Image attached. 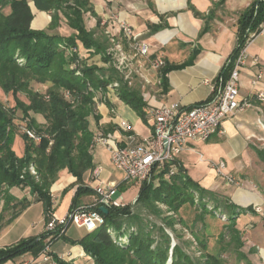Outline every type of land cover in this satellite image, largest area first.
<instances>
[{
	"label": "trees",
	"instance_id": "16d2710c",
	"mask_svg": "<svg viewBox=\"0 0 264 264\" xmlns=\"http://www.w3.org/2000/svg\"><path fill=\"white\" fill-rule=\"evenodd\" d=\"M32 4L40 12L51 15L47 29L32 28ZM5 9H8L7 13ZM89 12L96 15L89 0H0V88L7 94L12 93L16 101L12 109L5 108L0 102V203L4 202L0 221L5 212L11 213L7 222L2 223L1 230L11 225L32 205L27 196L19 198L14 190H28L38 197L44 205L47 224L54 213L51 188L61 171L67 170L77 179V196L92 191L83 185L84 175L95 168L91 148L94 133L89 121L96 112L95 91H105L108 85L119 81L117 92L120 99L142 119H146L147 104L143 102L140 88L129 86L113 65L106 69L82 60V66L78 65V69L71 66L78 64L80 59L73 49L82 47L91 55H101L104 64L110 62L106 53L110 39L104 32L96 35V32L87 29L85 15ZM64 20L75 31L69 36L58 32ZM263 23L264 0L253 4L240 18L238 47L231 56V62L222 71L225 81L231 75L234 58L246 42L248 31H258ZM181 67L183 65H166L162 69L163 79L171 70ZM78 70L81 75L77 74ZM32 81L49 84L47 93L43 95L33 91ZM22 93L27 94L29 104L19 99L18 95ZM66 93L70 94L71 99L66 98ZM16 110H21L23 118L28 119L27 127L41 136V141L36 142L27 134L22 135L25 143L23 157H19L13 149L18 134L14 122ZM31 112L43 115L46 123L43 125L31 118ZM170 166L167 164L157 175L156 169L153 170L151 180L141 183V194L134 206L127 204L111 208L109 214H103L106 219L104 225L70 243L81 246L94 264H168L172 238L166 228L176 231V224L188 227L181 218V211L190 205L198 206V210H201L197 219L202 221L204 227H207V215L216 216L218 211L225 214L229 220L225 226L228 231L220 234V242H224L229 235L230 241L224 242L225 247L231 248L234 244L242 248L244 244L237 229V217L240 213L254 210L237 208L231 200L202 188L181 166L167 180L165 175L170 173ZM31 168L36 174L32 173ZM156 180H159L158 186L154 184ZM160 204L167 206L168 210H163ZM209 204H212V210L208 208ZM222 207L224 210H221ZM75 208L74 203L70 211ZM150 217L162 221L165 226L158 225ZM132 228H135L133 232ZM112 232L116 234V240ZM193 234L202 252L200 258L194 259L178 244L173 249L172 264H226L220 251H209L207 240L199 233ZM124 235L128 236V243L119 244V238ZM48 236L49 233L44 232L0 248V264L28 252L38 257L47 244ZM53 257L58 264H68L57 256Z\"/></svg>",
	"mask_w": 264,
	"mask_h": 264
},
{
	"label": "crops",
	"instance_id": "0c3cea01",
	"mask_svg": "<svg viewBox=\"0 0 264 264\" xmlns=\"http://www.w3.org/2000/svg\"><path fill=\"white\" fill-rule=\"evenodd\" d=\"M89 1L96 15L90 12L85 15L88 30L96 32V35L103 32L106 34L109 31L128 47L127 39L120 26V23L124 21L132 27L134 34L141 35V41L150 46L147 60H142L144 66L141 72L151 79V84L145 85L137 75L133 82V85L140 88L143 102L147 104L146 119H142L127 103H124L118 92L116 93L118 97L112 98L107 103L96 102L94 99L96 112L89 118L94 137L101 135L112 144L126 146L153 135L154 106L179 103L185 108H190L212 98L215 87L225 82L222 71L238 47V29L242 14L253 4L262 0ZM33 7L32 28L47 29L52 20L51 15ZM99 21L101 23L98 24ZM58 32L69 36L75 31L64 20ZM111 48L110 42L106 50L107 55ZM248 53L249 60L241 69L239 98L249 99L252 106L243 113L226 118L222 122L221 132L214 134L210 140L189 141L186 150L178 157L177 163V167H183L187 175L198 182L202 188L214 192L223 199L231 200L237 208L241 209H254L257 206L264 208V100L257 98L259 92L264 93V34L255 39ZM158 57L163 58L168 66L183 65L167 73L165 78H162L161 85L157 84L156 73L150 65L151 61ZM254 58H259L258 64H255ZM94 59L97 60V58ZM103 67L107 69L112 66ZM259 72L262 73L263 78L261 83L254 87L253 78ZM124 122L129 125L128 129L123 127ZM13 146L16 154L23 157L25 143L22 136L16 135ZM95 149H92L94 165L102 168L103 175L106 172L105 167L110 165L114 167V165L110 154L105 152V146L101 145L98 154L95 153ZM221 162L225 165L223 174L236 176L242 181L241 186L226 184L224 175H220L216 169ZM119 171L122 170L119 169ZM91 173L92 171H89L84 175V187L91 188V180L88 179V177L91 178ZM122 173L126 175L124 171ZM156 173L159 174L158 170ZM109 178L102 182L115 183L118 189L128 182L121 181V178L111 176ZM76 180L67 170H63L52 186L55 218H63L70 212L74 203L77 208L93 203L95 188H91V192L77 196ZM30 208L31 206L13 224ZM221 210H224L223 207ZM236 222L241 237L252 241L251 243L257 248L256 250L247 243L240 249L236 247L234 251L238 253L241 264H264V215L256 212L240 213ZM9 226L0 231V248L19 241L17 239L11 243L1 244L4 235L10 233ZM249 228L251 229L247 230ZM31 229L29 228L22 236L30 238L39 236L43 232L41 230L32 233ZM72 239H66L65 235V239L55 242L52 246L53 255L64 261H72L73 264H94L93 259L79 245L71 243L73 247L66 255L59 250L60 241L80 240V238ZM36 259L38 257L33 254H26L20 259L22 262L17 264H32V261ZM45 263L54 264L52 261Z\"/></svg>",
	"mask_w": 264,
	"mask_h": 264
},
{
	"label": "built area",
	"instance_id": "2783aa9c",
	"mask_svg": "<svg viewBox=\"0 0 264 264\" xmlns=\"http://www.w3.org/2000/svg\"><path fill=\"white\" fill-rule=\"evenodd\" d=\"M120 26L124 37L127 39L128 47L107 31L106 34L112 44V48L108 52L110 62L104 64L101 55H91L82 47L79 50L77 48L73 49L74 53L80 55L78 64L75 63L73 68L78 69V65L82 66V60L87 61L89 65L97 64L102 67L113 65L123 75L124 81L129 86L133 85L135 75L139 76L145 85H150L151 79L141 72V68L144 66L142 60H147L150 46L141 41L140 34H134L129 24L123 21ZM262 34H264V24L261 25L258 31H248L246 42L241 47L237 57L234 58V68L229 79L223 82L221 86L215 87L210 100L190 108H185L179 103L154 106L152 110L154 132L150 138L143 139L140 142L134 141L126 146H119L110 143L107 138L100 135L94 137L91 148L94 149L99 145L105 146L111 156L112 164L115 168L125 172L127 181L143 183L147 179L151 180L153 170L163 171L167 164H171L169 176L174 175L178 170V157L186 150L189 141L210 140L214 134L221 132L222 122L226 118L243 113L252 106L249 99L241 100L239 98L241 69L246 66L249 60L248 50L250 46ZM94 58H97V60L91 62ZM254 62L258 64L259 58H254ZM150 65L156 73L157 84L161 85L163 80L162 69L166 66L165 60L158 57L151 61ZM77 74L81 75V71L78 70ZM262 78V73H257L252 81L253 86L257 87ZM119 87L120 82H113L108 85L105 91L102 89L95 91L94 99L96 102L107 103L112 98L118 97L116 93ZM257 98L263 101L264 93L259 92ZM122 125L126 129L129 128L126 122ZM24 133L36 142L41 141V136L28 127L24 129ZM224 168L223 162L216 167L220 175H224L222 172ZM31 170L33 174H36L34 168H31ZM102 172L101 167H95L92 170L91 179L99 180ZM224 177L228 183L237 184L235 177L231 175H224ZM117 195V184L101 181L95 188V199L90 205L75 208L63 218H55L54 213L51 214V219L45 230L46 233H49L46 240L47 244L40 254L44 255V261H52L54 264H58L52 255L53 239L60 240L66 235L72 224L78 228L86 229L88 232H93L106 223L100 207H106L110 210L111 208H120L127 205L123 202V197H117ZM258 210L261 211L260 208ZM112 234L116 240V234L114 232ZM128 239L127 235L120 237L119 244L128 243Z\"/></svg>",
	"mask_w": 264,
	"mask_h": 264
},
{
	"label": "rangeland",
	"instance_id": "374dc122",
	"mask_svg": "<svg viewBox=\"0 0 264 264\" xmlns=\"http://www.w3.org/2000/svg\"><path fill=\"white\" fill-rule=\"evenodd\" d=\"M32 7L34 6L33 4L31 5ZM34 8V7H33ZM35 10V9H34ZM8 12V9H5V13ZM22 61V60H20ZM19 61V62H20ZM96 60L94 59L91 62H95ZM71 66H74L71 65ZM49 84H41L38 83L36 81H32L31 82V88L33 91L41 93L43 95H45L48 91L49 88ZM19 99L22 100L23 102H25L26 104H29V98L27 96L26 93H22L18 95ZM66 98L71 99V96H68V93H66ZM0 102L4 105L5 108L7 109H12L15 107L16 105V101L15 98L13 96L12 93H5L1 88H0ZM31 118H35L40 124H45L46 120L44 118L43 115L40 114H35L33 112H31L30 115ZM16 126H17V131L18 134L20 136H22L24 134V129L27 128L28 126V119L27 118H23V113L21 110H16L15 111V120H14ZM101 147V145L96 146L95 148V153L98 154V150ZM14 149V146H13ZM105 152L108 153L106 147H105ZM110 156V155H109ZM106 172L103 173V175L101 176V178L99 180H92L91 178L88 177V179H90V185L91 188L94 189L96 188V186L99 184V182L106 181L109 180V176L111 177H115V178H121V181H125L126 180V175H123L124 173H122V171H119V169H115L113 166H109V167H105ZM158 173H155V175H157ZM237 180V184L234 183H226L228 185H233V186H238V185H242V181L236 177ZM165 178L167 180L170 179L169 174L165 175ZM89 181V180H88ZM142 182H135V181H128L127 183H125L122 187H120L118 189V195L117 197H123V202L125 204H132V206H134V202L135 200L140 196L141 194V184ZM159 180H156L154 182V184L156 186H158L159 184ZM240 185V186H241ZM14 194H16L19 198H23L24 196H27L31 201H32V205L30 210L23 216L21 217L18 221H16L13 225L11 224L10 227V233H8V235H4L5 237H3L1 244H7V243H11L14 242L15 240H22V239H26L25 237H23L22 235H24L26 233V231L29 230V228H32L31 231L32 233L35 232H40L41 230H43V232L41 234H43L47 228V217L45 214V208L43 203L39 202V199L37 196H33L28 190L25 191H18V190H14L13 191ZM198 200V198L196 197V201ZM134 203V204H133ZM3 204L4 202L2 201L0 203V213L2 211L3 208ZM163 210L167 211L168 208L167 206H165L164 204H160L159 205ZM209 209H213L212 204L208 205ZM261 209V211H259L258 209ZM198 206H190L187 205L183 208V211H181V218H183V220L186 221V224H188V227H184L181 224H176L175 225V229L176 231H173L171 228H166V231L168 232V234L170 235L171 239V251H170V260L168 261V264H172V254H173V249L176 245L180 244V246L184 249V251L188 254H190L194 259H199L200 255H202V252L200 251L199 245L194 237L193 232L195 233H199V235H201L202 237H204L207 240L208 243V249L209 251L213 252V251H220L221 256L224 260H226V264H241V260L240 258H238V253L235 250L236 246L233 244V247H225V243L226 241H230L229 235H227V237H225L224 242H220V234L224 233L225 231L227 232V226L229 224V220L228 217H225V214H221L220 211H218L216 213V216L213 215H207L206 219H205V224L207 225V227H204V224L202 223L201 220L197 219L199 213L201 212V210H198ZM254 212L258 213V214H262L264 215V208L257 206L254 207ZM172 213V212H171ZM171 213H169V215H171ZM11 214V213H10ZM8 212L4 213V217H3V222L0 221V227L2 225V223H6L7 220L10 218V215ZM173 214V213H172ZM151 218V217H150ZM154 221H157L158 225H162V221L157 220L155 218H151ZM15 221V220H14ZM35 227V228H34ZM34 228V230H33ZM252 228V227H251ZM251 228L247 229L250 230ZM135 230V228H132L131 231L133 232ZM1 231V229H0ZM88 234V231L86 229L83 228H78L76 225L72 224L69 229L67 230L66 233V239H81L84 236H86ZM180 234L184 235L180 238ZM179 236V237H178ZM37 237V236H35ZM241 240L243 241V244H249L251 245L254 249L257 250L256 246H254L249 239H244L243 237H241ZM58 240H55L53 242V244L55 242H57ZM60 247L59 250L65 252L64 255L68 254V250L70 251V249H72L73 245L70 243L71 241H60ZM188 242H191V244H189ZM52 244V246H53ZM156 246V244L154 245V247ZM63 249V250H62ZM259 250V249H258ZM26 254H32L31 252L28 253H24V254H20L17 255L15 258L3 262L2 264H17L22 262V260H20L22 257H24V255ZM239 260V261H238ZM68 264H73L72 261H65ZM32 264H52V263H45L44 262V255H40L38 256V259L32 261ZM92 264V263H91Z\"/></svg>",
	"mask_w": 264,
	"mask_h": 264
},
{
	"label": "water",
	"instance_id": "95a60500",
	"mask_svg": "<svg viewBox=\"0 0 264 264\" xmlns=\"http://www.w3.org/2000/svg\"><path fill=\"white\" fill-rule=\"evenodd\" d=\"M135 201H137V199ZM100 211L103 214H106V215L109 214V209H107L106 207H100ZM36 242H37V240H36Z\"/></svg>",
	"mask_w": 264,
	"mask_h": 264
}]
</instances>
